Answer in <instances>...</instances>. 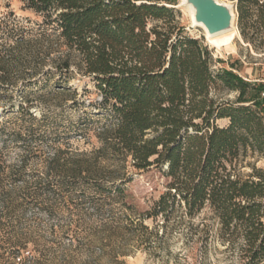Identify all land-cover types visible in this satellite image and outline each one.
<instances>
[{
	"label": "trees",
	"instance_id": "obj_1",
	"mask_svg": "<svg viewBox=\"0 0 264 264\" xmlns=\"http://www.w3.org/2000/svg\"><path fill=\"white\" fill-rule=\"evenodd\" d=\"M228 1L243 40L264 52V0ZM165 3L170 0H25L43 23L34 37L15 42L11 59L0 51V85L15 83L14 66L31 77L58 76L60 84L90 77L100 95L97 117L105 121L95 134L99 145L67 150L65 159L57 151L52 161L72 177L107 181L118 192L132 181L129 166L156 168L168 179L166 191L130 218L139 244L160 251L176 230L206 251L217 243L238 257L235 264H262L264 172L251 163L250 172L242 169L249 155L264 157V82L215 70L208 46L186 35ZM62 88L58 97L67 93ZM224 91L236 98H222ZM224 119L228 124L220 126ZM4 152L0 147V204L13 194L1 178ZM24 249L15 245L12 254Z\"/></svg>",
	"mask_w": 264,
	"mask_h": 264
},
{
	"label": "rangeland",
	"instance_id": "obj_2",
	"mask_svg": "<svg viewBox=\"0 0 264 264\" xmlns=\"http://www.w3.org/2000/svg\"><path fill=\"white\" fill-rule=\"evenodd\" d=\"M183 1L170 0V4H165L173 9L186 35L208 46L213 68L231 69L251 82H264V52L243 40L237 15L238 36L234 44L218 49L209 43L205 30L194 24L191 9ZM41 23L43 18L28 9L25 0H0L2 54L11 59L8 53L15 42L34 37ZM49 67L47 64V70ZM26 71L14 66L10 77L15 83L0 85V147H5L6 161L1 178L6 190L13 189L11 197L3 196L6 203L0 204L1 227L5 230L0 234V264L239 261L238 257L219 251L215 242L206 251L199 243L184 241L176 230L162 243L160 251L153 252L139 244V230L132 226L130 218L152 208L166 191L168 179L156 168L139 172L129 166L132 181L123 186L125 192H118L108 188L110 182H100V186L93 180L64 173L52 161L57 151L65 159L67 150L90 151L99 145L95 134L105 122L97 117L100 95L90 77L76 75L60 84L58 76L43 73L31 77ZM62 87L68 89L67 93L58 97ZM220 96L234 100L236 93L224 91ZM218 124L225 126L228 120H219ZM249 163L264 172V157L249 155L244 173L250 172ZM155 223L146 219L144 224L153 228ZM18 244L26 250L13 255V246Z\"/></svg>",
	"mask_w": 264,
	"mask_h": 264
},
{
	"label": "water",
	"instance_id": "obj_3",
	"mask_svg": "<svg viewBox=\"0 0 264 264\" xmlns=\"http://www.w3.org/2000/svg\"><path fill=\"white\" fill-rule=\"evenodd\" d=\"M193 10L195 25L201 24L210 36L231 30L235 26V6L224 0H184Z\"/></svg>",
	"mask_w": 264,
	"mask_h": 264
},
{
	"label": "bare ground",
	"instance_id": "obj_4",
	"mask_svg": "<svg viewBox=\"0 0 264 264\" xmlns=\"http://www.w3.org/2000/svg\"><path fill=\"white\" fill-rule=\"evenodd\" d=\"M189 8L191 9L192 13H193V10L192 8L189 6ZM197 26H200L202 27L205 32H206V36H207V39L209 41V43L215 47V48H218V49H221V48H224V47H230L234 44L235 42V39H236V36L237 35V31L235 29V26L234 28H232L231 30L229 31H226L224 33H221V34H218V35H215V36H210L206 29L204 28L203 25L201 24H197Z\"/></svg>",
	"mask_w": 264,
	"mask_h": 264
}]
</instances>
